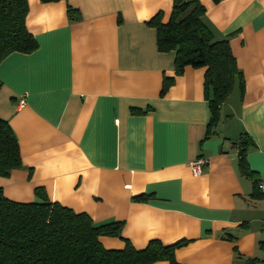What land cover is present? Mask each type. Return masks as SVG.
<instances>
[{"label":"crops","instance_id":"0c3cea01","mask_svg":"<svg viewBox=\"0 0 264 264\" xmlns=\"http://www.w3.org/2000/svg\"><path fill=\"white\" fill-rule=\"evenodd\" d=\"M27 1L38 47L0 62V117L16 133L23 163L0 177L5 196L30 202L42 186L96 223L123 220L136 248L189 239L175 252L181 264H264V193L252 196L234 144L250 134L256 146L247 160L264 184V0H200L244 77L243 93L236 85L209 138L205 67L176 75L175 52L158 49L148 24L158 13L167 21L173 0ZM69 5L79 19H70ZM166 76L174 81L162 96ZM198 157L207 163L195 174ZM100 240L125 246L118 237Z\"/></svg>","mask_w":264,"mask_h":264},{"label":"trees","instance_id":"16d2710c","mask_svg":"<svg viewBox=\"0 0 264 264\" xmlns=\"http://www.w3.org/2000/svg\"><path fill=\"white\" fill-rule=\"evenodd\" d=\"M28 9L27 0H0V62L14 51L31 53L38 47L37 39L26 25ZM205 11L200 0H173L167 21H162L158 13L148 24L156 28L158 49L175 52L176 75L183 73L188 65L205 67L204 91L210 119L204 138H209L215 133L221 107L235 86L243 93L244 77L229 39L215 34L204 20ZM68 14L71 20L80 18L78 10L70 5ZM173 81L174 76L164 78L160 95L167 92ZM234 144L238 149L240 174L253 180L252 196L263 197L256 173L247 160L248 152L256 146L254 140L243 131ZM21 167L16 133L0 117V177H7ZM35 196L30 202L15 201L6 197L0 186V264H152L159 260L181 264L175 252L191 241L183 238L165 244L160 239H151L144 248H136L122 234L123 220L96 223L89 214L51 200L42 186L35 188ZM136 199L144 201L148 196L140 195ZM101 236L118 237L125 246L107 248ZM259 248L264 251V239L259 241ZM235 251L240 255L236 247ZM259 262L258 258L247 260V264Z\"/></svg>","mask_w":264,"mask_h":264},{"label":"built area","instance_id":"2783aa9c","mask_svg":"<svg viewBox=\"0 0 264 264\" xmlns=\"http://www.w3.org/2000/svg\"><path fill=\"white\" fill-rule=\"evenodd\" d=\"M20 102L23 103L24 99H21ZM206 163H207V159L202 158V157H198L196 160L192 161L191 167H192L193 172L195 174H200L203 171V167L205 166ZM258 187L262 192H264L263 183H259Z\"/></svg>","mask_w":264,"mask_h":264}]
</instances>
